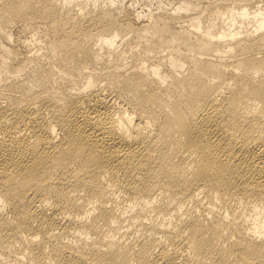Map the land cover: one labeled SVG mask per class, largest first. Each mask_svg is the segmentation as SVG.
I'll list each match as a JSON object with an SVG mask.
<instances>
[{
    "label": "bare ground",
    "instance_id": "obj_1",
    "mask_svg": "<svg viewBox=\"0 0 264 264\" xmlns=\"http://www.w3.org/2000/svg\"><path fill=\"white\" fill-rule=\"evenodd\" d=\"M140 1L0 0V264H264V0Z\"/></svg>",
    "mask_w": 264,
    "mask_h": 264
},
{
    "label": "rangeland",
    "instance_id": "obj_2",
    "mask_svg": "<svg viewBox=\"0 0 264 264\" xmlns=\"http://www.w3.org/2000/svg\"><path fill=\"white\" fill-rule=\"evenodd\" d=\"M141 8L145 9V6H147V8H151L152 10H154V12L158 9L156 6L158 4H162L163 5V9H168L170 10V6H175V4H177V2H175V0H141ZM139 9V8H138ZM12 32L14 34H18L20 36L21 39H28L30 37L36 38L37 40L40 39V34L42 33H37L33 36H31L32 32L30 31V29L26 28L25 26H19L18 24H13L11 26ZM13 34V35H14ZM129 36V35H128ZM128 36H125V38H127ZM119 43V41H118Z\"/></svg>",
    "mask_w": 264,
    "mask_h": 264
}]
</instances>
